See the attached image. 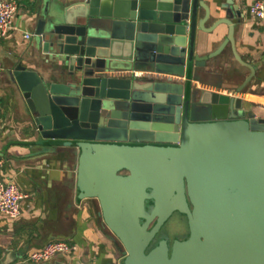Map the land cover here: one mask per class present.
<instances>
[{"label":"water","instance_id":"95a60500","mask_svg":"<svg viewBox=\"0 0 264 264\" xmlns=\"http://www.w3.org/2000/svg\"><path fill=\"white\" fill-rule=\"evenodd\" d=\"M32 2L34 49L57 69L11 71L31 113L29 143L37 156L77 159L78 199L98 202L123 264H264V119L191 85L228 45L250 70L236 94L254 77L235 47V0L210 28L202 0ZM222 25L218 48L199 54L197 32ZM174 213L190 236L170 249L157 236Z\"/></svg>","mask_w":264,"mask_h":264},{"label":"crops","instance_id":"0c3cea01","mask_svg":"<svg viewBox=\"0 0 264 264\" xmlns=\"http://www.w3.org/2000/svg\"><path fill=\"white\" fill-rule=\"evenodd\" d=\"M16 1L19 10L15 29L7 37H0V64L4 69L0 76V118L3 120L0 158L4 160L0 179L17 183L27 198L21 216L15 222L0 217V264H32L27 257L52 241L67 242L76 250L47 264H123V250L110 237V231L99 216L98 202L78 199L77 159L37 156L29 143L31 113L11 71L22 64L27 70L46 76L57 68L51 58L37 53L33 37L26 39L28 33L34 35L30 15L33 0ZM202 1L212 11V18L206 24V28H210L219 17H225L224 11L221 15L217 13L218 6L225 0L220 3ZM255 1L235 0V5L243 12L235 32L236 51L242 61L257 68L247 88L236 94L250 70L236 60L230 45L207 64V78L216 77L223 86L198 80H192L191 85L195 89L240 98L248 112L264 119V20L255 19L249 12ZM260 1L264 3V0ZM204 16L205 11L199 9V20ZM228 31L224 25L213 34L198 31L199 54L214 52ZM127 74L123 70L111 73L116 77ZM160 77L185 82L183 77Z\"/></svg>","mask_w":264,"mask_h":264},{"label":"built area","instance_id":"2783aa9c","mask_svg":"<svg viewBox=\"0 0 264 264\" xmlns=\"http://www.w3.org/2000/svg\"><path fill=\"white\" fill-rule=\"evenodd\" d=\"M250 14L257 20H264V3L260 0L250 5ZM19 10V4L16 0H0V37L5 38L9 32L15 29V21ZM28 33L26 39L32 38ZM0 64V76L4 73ZM3 120L0 118V134L3 131ZM4 167V160L0 158V173ZM27 195L22 191L14 181H5L0 179V217L15 222L22 213L24 200ZM76 250L64 241H52L44 247L35 250L27 258L28 262L47 264L52 262L58 256H67Z\"/></svg>","mask_w":264,"mask_h":264},{"label":"flooded vegetation","instance_id":"af4514ba","mask_svg":"<svg viewBox=\"0 0 264 264\" xmlns=\"http://www.w3.org/2000/svg\"><path fill=\"white\" fill-rule=\"evenodd\" d=\"M174 223L177 225V232L178 235L172 234V232L168 231V226ZM168 237L169 247L171 249L174 241L183 242L184 240L188 239L190 234L188 230V221L187 217L184 215H179L178 213H174L171 218L163 225V228L159 232L157 236V240L161 241L165 237Z\"/></svg>","mask_w":264,"mask_h":264},{"label":"rangeland","instance_id":"374dc122","mask_svg":"<svg viewBox=\"0 0 264 264\" xmlns=\"http://www.w3.org/2000/svg\"><path fill=\"white\" fill-rule=\"evenodd\" d=\"M215 78H210V77L207 78V76L205 74L202 76V80L203 81L211 82V83H214V84L217 83ZM177 230H178L177 229V225L176 224L174 225V223H172L171 225L168 226V231L172 232V234L178 235L179 233L177 232Z\"/></svg>","mask_w":264,"mask_h":264}]
</instances>
